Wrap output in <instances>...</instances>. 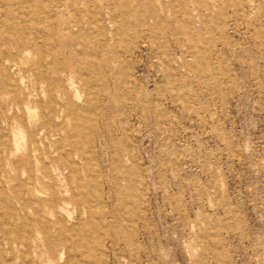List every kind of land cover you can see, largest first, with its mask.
<instances>
[{
  "label": "rangeland",
  "instance_id": "obj_1",
  "mask_svg": "<svg viewBox=\"0 0 264 264\" xmlns=\"http://www.w3.org/2000/svg\"><path fill=\"white\" fill-rule=\"evenodd\" d=\"M5 38L0 264H264V0H0Z\"/></svg>",
  "mask_w": 264,
  "mask_h": 264
},
{
  "label": "bare ground",
  "instance_id": "obj_2",
  "mask_svg": "<svg viewBox=\"0 0 264 264\" xmlns=\"http://www.w3.org/2000/svg\"><path fill=\"white\" fill-rule=\"evenodd\" d=\"M5 49H7L9 51H12V50L20 51L19 40H16V39L7 40L6 38L0 39V53H2ZM39 126H40V129H43L46 132L47 136L48 135L51 136V134L54 131L53 124L49 120H46L44 118L42 121H40ZM52 196H53V198L49 201L50 205H54V209H53L52 213H53V215H55L56 213L59 215L57 221L55 222V225L61 227V230H63L64 229V226H63L64 218L66 217L67 219H69V213H68V211H66V209L64 207L65 203H61L58 207L55 205L58 195L53 193ZM41 232H43V229H41Z\"/></svg>",
  "mask_w": 264,
  "mask_h": 264
}]
</instances>
